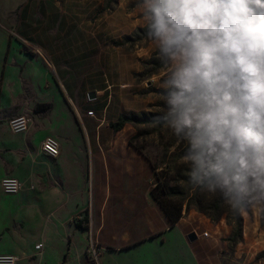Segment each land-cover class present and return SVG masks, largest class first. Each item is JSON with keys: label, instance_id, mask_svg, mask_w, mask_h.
<instances>
[{"label": "crops", "instance_id": "1", "mask_svg": "<svg viewBox=\"0 0 264 264\" xmlns=\"http://www.w3.org/2000/svg\"><path fill=\"white\" fill-rule=\"evenodd\" d=\"M85 4L0 0V179L22 182L17 194L0 186V253L17 255V264H89L94 241L95 264H244V253L264 249L257 213L243 216L232 244L223 219L185 209L172 224L152 196L154 170L129 142L133 125H111L147 104L133 77L139 62L132 66L131 51L115 44L131 14L127 26H83ZM38 103L50 107L35 112ZM24 113L33 117L29 130L12 132L8 119ZM47 135L60 142L55 158L41 150Z\"/></svg>", "mask_w": 264, "mask_h": 264}, {"label": "clouds", "instance_id": "2", "mask_svg": "<svg viewBox=\"0 0 264 264\" xmlns=\"http://www.w3.org/2000/svg\"><path fill=\"white\" fill-rule=\"evenodd\" d=\"M162 68L156 123L187 184L234 214L264 206V0H140Z\"/></svg>", "mask_w": 264, "mask_h": 264}, {"label": "rangeland", "instance_id": "3", "mask_svg": "<svg viewBox=\"0 0 264 264\" xmlns=\"http://www.w3.org/2000/svg\"><path fill=\"white\" fill-rule=\"evenodd\" d=\"M84 1L86 4L83 9V26H107L111 21L113 22L114 26H127V14H131V22H129L130 29L128 30V34L119 36L118 32L116 31L115 41H122L125 36L131 37V41L125 43L124 46L132 53V66L137 62L140 64V71L134 72L133 77L135 82H141V85L144 86V95L147 99L146 109L138 112L137 114L143 113V118L154 119L161 113L164 107L160 95L161 90L158 87V77L161 75L163 70L161 67H158L159 62L156 59V53L152 42L147 38L145 33L140 0H123L120 7H118L117 3V6L113 11H104L101 13L99 11H90L88 13V9L94 6L96 1H99V8H101L104 0H89V3L88 0ZM110 14L113 15V19L111 17L112 15L110 16ZM136 18L140 20H137ZM138 28H143V31L139 32L137 30ZM153 70L156 71L152 74L147 73L148 71ZM140 72L143 73H141L140 76H135L136 73L140 74ZM132 136H135V142L151 159L152 164H154L155 167L153 170L156 183L165 182L169 185L177 186L178 191L173 197V200L178 203H182V214L186 209V205H188L187 210H195L201 214H204L203 212L197 210L193 204L195 198L193 195L194 190L187 184V165L182 158L183 145L178 140H176L167 129L162 128L153 121H147L135 126ZM196 195L198 198H200L202 196V191H199V193ZM260 210L261 206L251 207L241 215L243 218V216H252L257 213L260 222L259 229H263L264 231V221L261 220ZM204 215L208 217L206 214ZM221 219L225 221L224 216ZM262 240H264V235ZM262 250L263 249H259L257 251L255 250L256 253L252 258L251 254L247 255L244 253V264L249 261L251 263L264 262V258H257V254ZM89 256L91 258L89 264H95L93 261L94 257H92L90 254Z\"/></svg>", "mask_w": 264, "mask_h": 264}, {"label": "trees", "instance_id": "4", "mask_svg": "<svg viewBox=\"0 0 264 264\" xmlns=\"http://www.w3.org/2000/svg\"><path fill=\"white\" fill-rule=\"evenodd\" d=\"M118 0H104L102 7L98 10L100 13L104 11H113L117 6ZM139 32L143 31V28L137 29ZM146 33V31H145ZM131 41L130 36H125L122 41H115L116 45H124L125 43ZM158 67H161L158 64ZM156 70L148 71L147 73H154ZM141 73H136L135 76H140ZM50 107L49 103H38L34 107V111L38 112ZM144 114H137L134 112L121 113L118 119L115 122H112L111 125L114 130H120L124 127L125 124L131 123L134 127L140 123L156 121V117L152 120L151 118H143ZM151 119V120H150ZM129 142L134 145L138 150L142 151L141 147L135 142V136H132ZM147 156V154H146ZM148 157V156H147ZM151 162V159L148 157ZM152 164V162H151ZM152 164V168H154ZM177 186L169 185L165 182H158L151 189L152 196L163 208L165 213L168 215L172 224H174L182 215V203H178L173 200V197L177 194ZM199 193V190H194V206L197 210L206 214L212 221L217 222L223 216L227 225L231 227V233L228 236V241L232 244L237 243L242 237V227H243V218L241 214H234L229 207L224 204V202L215 194L209 192H202V196L198 198L196 195ZM188 205H186V210ZM261 220L264 221V206H261L260 210ZM87 218H84L81 222L77 223L78 228H85L87 226ZM264 258V249L257 254V258Z\"/></svg>", "mask_w": 264, "mask_h": 264}, {"label": "built area", "instance_id": "5", "mask_svg": "<svg viewBox=\"0 0 264 264\" xmlns=\"http://www.w3.org/2000/svg\"><path fill=\"white\" fill-rule=\"evenodd\" d=\"M91 113V112H90ZM33 123V117L30 114H17L8 119L9 129L14 133L27 132ZM41 150L44 154L50 157H57L60 151L59 140L52 136L47 135L41 142ZM0 186L6 194H17L22 189V182L19 178L11 175H6L0 179ZM196 235L198 233L194 231ZM206 233H204L205 235ZM41 244L35 245L36 249H39ZM88 253L97 258L99 254V248L94 241H90L88 244ZM19 257L12 253H0V264H17Z\"/></svg>", "mask_w": 264, "mask_h": 264}, {"label": "water", "instance_id": "6", "mask_svg": "<svg viewBox=\"0 0 264 264\" xmlns=\"http://www.w3.org/2000/svg\"><path fill=\"white\" fill-rule=\"evenodd\" d=\"M89 96H90V97H94V92L91 91V92L89 93ZM188 238H189L190 240H194V239H196V234H195V232L190 233V234L188 235Z\"/></svg>", "mask_w": 264, "mask_h": 264}]
</instances>
